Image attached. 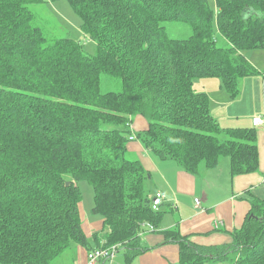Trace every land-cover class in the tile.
<instances>
[{"label":"trees","instance_id":"1","mask_svg":"<svg viewBox=\"0 0 264 264\" xmlns=\"http://www.w3.org/2000/svg\"><path fill=\"white\" fill-rule=\"evenodd\" d=\"M45 1L0 0V264H52L72 245L114 247L131 264L150 250L146 232L178 246L177 264H264V198L229 244H196L177 225L161 231L173 208L152 209L151 175L128 146L193 176L224 157L232 178L258 172L257 130L221 127L194 80H218L235 101L241 81L261 75L264 115V74L245 56L264 49V0H66L94 55L35 26L29 7ZM169 23L190 36L170 38ZM102 75L120 91L102 92ZM136 118L145 129H133ZM80 181L103 221L91 248Z\"/></svg>","mask_w":264,"mask_h":264},{"label":"crops","instance_id":"2","mask_svg":"<svg viewBox=\"0 0 264 264\" xmlns=\"http://www.w3.org/2000/svg\"><path fill=\"white\" fill-rule=\"evenodd\" d=\"M249 59V58H248ZM211 80V79H205ZM215 86V96L208 90V86ZM204 93L210 100V110L213 117L223 128L235 127L255 128L258 132L259 170L250 175L232 178L230 167L224 163L219 169H202L193 176L184 172L173 161H163L149 153L138 141L128 144L130 152L141 162L143 168L151 175L156 174V193L163 197L162 207H171L173 212H166L159 226L164 231L176 225L180 233L189 236L190 240L203 246H217L229 244L234 231L240 229L250 208V202L255 198H264V115L262 103L263 81L245 78L240 83V95L252 92L256 104L253 112L240 110V113L227 114L226 106H233L227 101L226 94L220 83H205ZM227 95V94H226ZM228 97V96H227ZM229 98V97H228ZM240 98V97H239ZM238 98V99H239ZM219 101H218V100ZM237 99V100H238ZM235 100V101H237ZM223 105L224 110H215L212 106ZM246 113L249 116H246ZM262 117V124L253 125V119ZM230 121H237V126ZM146 128L141 118H136L133 129L140 131ZM194 199L200 200L199 209L194 208ZM81 226L89 244H95L94 234H100L102 226L101 217H93L82 209L79 204ZM215 223L217 227H215ZM100 237V236H99ZM144 241L150 248L148 252L136 258L138 264H177L178 246L163 244V237L159 233L146 232ZM95 246V245H94ZM91 248L92 246L89 245ZM85 248L77 246L73 264H87Z\"/></svg>","mask_w":264,"mask_h":264},{"label":"rangeland","instance_id":"3","mask_svg":"<svg viewBox=\"0 0 264 264\" xmlns=\"http://www.w3.org/2000/svg\"><path fill=\"white\" fill-rule=\"evenodd\" d=\"M30 12L34 16V24L36 27L40 28L45 36L50 40L69 38L75 40L80 43L82 49L88 55H94L96 52V43L92 40L86 38L81 32L82 20L80 17L74 12L69 3L66 0H56L49 1L46 0L42 4L33 5L29 7ZM166 33L172 39L183 40L190 36V30L187 26L178 24V23H169L165 25ZM246 59L250 62V64L257 69L260 73L264 74V49L261 50H249L245 52ZM249 58V59H248ZM248 79H258L262 80V76L258 75L255 77H249ZM220 83L218 80H194V89L198 93L204 92L205 83ZM120 84L117 80L102 75L101 77V91L102 92H119ZM208 90L212 92V96H215L213 92H216L215 86H208ZM229 101V103H234L233 106H226L227 114L232 115L237 111V114L240 113V110H247L248 112H253V106L256 104L255 95H252V92H244L243 86L241 90L240 98L237 101L230 100L226 94H224ZM218 100V99H217ZM219 101V100H218ZM215 110H224L223 105L215 106L212 105ZM252 113H246V116H249ZM261 117V116H260ZM231 123L237 126L239 123L237 121H230ZM230 128V127H229ZM235 128V127H231ZM240 128H245L241 126ZM224 163L229 164L228 158L224 157L220 161L219 169L222 167ZM230 167V164H229ZM156 174L152 175V179L148 181L147 186L151 192V194L156 193ZM146 185V183H145ZM78 187L81 193V209L82 214L83 210H85L88 214L93 217H100L99 215H93L92 208L94 206V194L93 188L87 181L78 182ZM147 188V189H148ZM102 231V230H101ZM105 233V232H104ZM90 246H94L92 242H90ZM76 245H72L69 250L64 252L56 261L52 264H72V259H75V249ZM100 264V263H98ZM105 264H110L105 263ZM111 264H124V256L122 254L115 255ZM131 264H138L137 260H134ZM208 264H229L226 263H208Z\"/></svg>","mask_w":264,"mask_h":264},{"label":"built area","instance_id":"4","mask_svg":"<svg viewBox=\"0 0 264 264\" xmlns=\"http://www.w3.org/2000/svg\"><path fill=\"white\" fill-rule=\"evenodd\" d=\"M262 124V117H257L253 119V125L259 126ZM131 139V138H130ZM163 198L157 194L154 199L152 200V209L158 210L160 205L162 204ZM200 206V200L194 199V208L199 209ZM215 227H217V224L215 223ZM115 255V248L112 249H94L91 251H88L86 254V263L87 264H98V263H111Z\"/></svg>","mask_w":264,"mask_h":264}]
</instances>
